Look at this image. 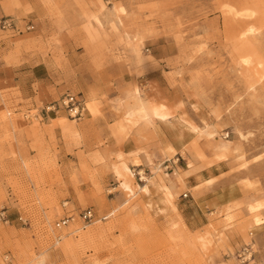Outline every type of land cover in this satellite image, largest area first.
Instances as JSON below:
<instances>
[{"label": "rangeland", "instance_id": "1", "mask_svg": "<svg viewBox=\"0 0 264 264\" xmlns=\"http://www.w3.org/2000/svg\"><path fill=\"white\" fill-rule=\"evenodd\" d=\"M41 6L56 32L75 34L66 43L84 61L111 68L119 88L139 102L127 121L148 119L142 104L152 117L171 118L170 140L184 146L174 158L181 175L207 179L210 171L225 172L223 187L207 203L194 189L184 190L191 217L193 201L201 208L194 223L201 231H166L148 215L132 216L134 204L123 206L113 184H99L98 171L86 166L77 135L88 114H100L98 101L87 100L84 116L73 120L58 107L66 94L81 98L72 91L58 95L40 86L33 99L22 100L17 91L3 90L0 208L8 209L12 223L0 224V264H242L237 252L249 243L253 258L245 264H264V233L256 227L264 221L256 215L264 201L246 202L250 214L217 208L238 194L230 186L250 173L264 175V0H43ZM31 31L3 34L19 50ZM48 107L57 119L45 123ZM115 171L118 187L131 195L133 170ZM87 208L96 219L82 230L78 214ZM70 214L74 221L56 230Z\"/></svg>", "mask_w": 264, "mask_h": 264}, {"label": "crops", "instance_id": "2", "mask_svg": "<svg viewBox=\"0 0 264 264\" xmlns=\"http://www.w3.org/2000/svg\"><path fill=\"white\" fill-rule=\"evenodd\" d=\"M42 1L0 0V20L4 17L13 18L21 31L28 24L33 27V31L27 32L28 36L24 38L19 50L13 46V39L6 37L3 34L6 31L0 28V96L3 90L13 89L22 100H28L36 96L40 86H50L56 89L58 95L72 91L80 95L84 103L92 99L98 101L100 114L96 117L88 114L81 121L83 130L77 135L79 140L82 139L80 142H84L82 151L86 155V166L98 171L96 181L101 185L113 184L114 189L118 190L115 196L124 202L123 206L134 204L133 208L128 209L132 216L148 215L158 227L166 231L196 233L200 228L194 223L201 208H197L198 202L193 201L189 207L195 209L196 213L191 217L187 212L188 204L181 198V194L188 188L194 189L195 193L201 194L200 199L207 203L211 200L207 198L213 197V193L223 187L225 172L210 171L207 179H197V173L181 175L174 158L180 155L184 146L170 140L171 118L168 121L142 118H134L133 122L127 121V112L137 108L139 102L119 88L121 78L111 68L97 70L71 48V43H66L71 42L75 34L66 31L67 29L56 32L58 29L54 28V23L40 12ZM53 41L63 43L59 46L51 44ZM28 44L31 47L26 49ZM60 48L62 54H59ZM57 58H63L61 65L57 63ZM140 98L146 102L149 100L146 97ZM144 105L149 108L147 104ZM150 113L153 114L152 111ZM43 118L45 123L57 119L51 118L49 113ZM55 136L58 138L59 134L56 133ZM24 141L25 147H29L25 138ZM167 144L176 149V157L169 158L165 154L164 148ZM124 165L133 170L134 174L142 172L146 176H152L147 193L137 189L142 183L135 177L129 178L133 190L131 195L118 187L122 178L117 177L115 170L121 171ZM155 166L160 167L154 173L152 168L155 169ZM229 190L233 194L237 191L238 194L225 199L217 208L229 205V215L237 210L247 213L248 209L245 210L244 206L246 202L248 207L255 201H264V175L250 173L241 183L232 188L230 186ZM167 191L171 194L170 201L167 200ZM215 196L218 197L219 194ZM220 197L224 199V195ZM239 203L241 206H238ZM256 215L264 220V206ZM173 224L176 225L172 226ZM256 227L260 233H264V221ZM225 232L230 234L228 230ZM202 233L200 235L206 234ZM207 234L211 240V235Z\"/></svg>", "mask_w": 264, "mask_h": 264}, {"label": "built area", "instance_id": "3", "mask_svg": "<svg viewBox=\"0 0 264 264\" xmlns=\"http://www.w3.org/2000/svg\"><path fill=\"white\" fill-rule=\"evenodd\" d=\"M0 28L4 31H10L18 34L21 33L16 21L11 17L2 18L0 20ZM32 29L33 27L30 24L25 27L26 31H31ZM58 107L59 109H64L67 112L69 118L73 120H80L87 111L84 101L78 96L71 94H66L65 97L60 101ZM52 108L54 107H48L45 110V115H47L50 111H53ZM24 118L28 120L30 119V115L26 114L24 115ZM35 118L37 117L35 116ZM143 175L145 174L141 172H135V176L139 183H143ZM184 197H186V195H184ZM7 211L8 209L6 207L0 208V224L10 225L12 223ZM78 218L81 222V229L83 230L95 221L96 215L93 209L87 208L78 214ZM74 219L75 217L72 214L64 216L59 221H57L54 226L56 230H60L66 227L70 222H73ZM18 221H20L22 224H27V219L23 216H19ZM61 238L62 237L60 235L56 236L57 241H60ZM237 258L242 264L251 262L253 258L252 244H245L242 248H240V250L237 252ZM5 264H11V262L9 260H5Z\"/></svg>", "mask_w": 264, "mask_h": 264}, {"label": "bare ground", "instance_id": "4", "mask_svg": "<svg viewBox=\"0 0 264 264\" xmlns=\"http://www.w3.org/2000/svg\"><path fill=\"white\" fill-rule=\"evenodd\" d=\"M142 113H143V116L145 117V118H148V119H150V118H153V120H160V121H168V120H164L163 118H161V117H159V116H157V115H155L154 117H152L149 113H148V110L145 108V106L142 104ZM169 123V122H168ZM178 123V122H177ZM171 125H173L172 123H171ZM178 126V125H177ZM169 127V126H168ZM189 129H191V130H193V131H196L197 129H196V127H188ZM207 132V131H206ZM175 133H176V131H175ZM208 134V133H207ZM209 135H210V133H209ZM178 138H179V136H178ZM181 139V138H180ZM181 144V143H180ZM164 152H165V154L169 157V158H174V157H176V155H177V153H176V149L172 146V145H166L165 146V148H164ZM177 158V157H176ZM160 167V166H159ZM159 167L158 166H155V168H156V170H158L159 171ZM142 173V172H141ZM143 183H144V185L142 186V190L145 192V193H147L148 192V185L149 184H151V181H150V179L151 178H148V177H145V175H143ZM170 197H171V194L167 191V200L168 201H170ZM257 223L259 222V220H257L256 221ZM44 254V253H43ZM40 263V262H39Z\"/></svg>", "mask_w": 264, "mask_h": 264}]
</instances>
